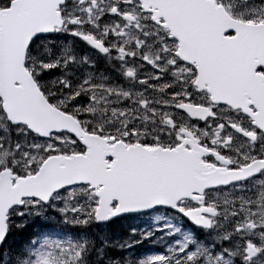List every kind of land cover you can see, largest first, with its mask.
<instances>
[{"label":"snow or ice","instance_id":"1","mask_svg":"<svg viewBox=\"0 0 264 264\" xmlns=\"http://www.w3.org/2000/svg\"><path fill=\"white\" fill-rule=\"evenodd\" d=\"M0 264H264V0H0Z\"/></svg>","mask_w":264,"mask_h":264},{"label":"trees","instance_id":"2","mask_svg":"<svg viewBox=\"0 0 264 264\" xmlns=\"http://www.w3.org/2000/svg\"><path fill=\"white\" fill-rule=\"evenodd\" d=\"M138 251H144V247L143 248H139Z\"/></svg>","mask_w":264,"mask_h":264}]
</instances>
